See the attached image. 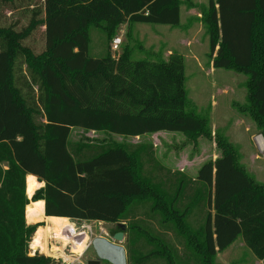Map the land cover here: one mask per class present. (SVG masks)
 <instances>
[{"label":"trees","instance_id":"1","mask_svg":"<svg viewBox=\"0 0 264 264\" xmlns=\"http://www.w3.org/2000/svg\"><path fill=\"white\" fill-rule=\"evenodd\" d=\"M43 5V21L32 17L19 31L0 28V264H60L30 254L31 239L43 224L27 225L25 214L41 213L43 203L46 217L113 224L118 232L125 224L127 264L152 259L218 264L217 252L238 237L264 263V186L249 177L224 139L218 138L221 156L205 162L193 180L162 166L152 145L110 137L158 132L181 133L190 141L210 137L207 119L188 109L181 55L159 62L132 61L127 51L118 58L89 55L91 27L108 39L124 24L175 27L180 0H43ZM204 21L212 66L247 76L243 110L264 140V0H208ZM38 25L45 28V47L34 55L23 41ZM19 57L37 83L39 111L16 85ZM72 128L106 138L71 143ZM27 175L36 177L33 193L31 178L25 185ZM148 216L172 227L188 254L178 257L163 239L148 234L139 219ZM143 240L155 249L144 253L137 246Z\"/></svg>","mask_w":264,"mask_h":264},{"label":"rangeland","instance_id":"2","mask_svg":"<svg viewBox=\"0 0 264 264\" xmlns=\"http://www.w3.org/2000/svg\"><path fill=\"white\" fill-rule=\"evenodd\" d=\"M207 6L208 0H180V24L178 26L139 23L130 26L121 25L115 29L110 39L99 27H91L89 45L91 57L100 58L110 53L113 58H118L127 51L132 61L159 62L166 61L171 54L181 55L184 62V87L188 109L206 118L210 130V137L202 135L195 141H190L181 133L176 132H158L155 135L147 134L139 137L111 134L110 137L118 143L153 145L154 157L160 161L159 163L170 170H180L193 180H196L197 172L205 162L214 161L221 156L222 150L218 147V138H222L234 148L238 164L249 177L255 183L264 186V140L255 120L249 112L243 110L248 104L247 76L241 72L215 69L212 66L207 26L204 21V11ZM32 17L37 21H43V0H15L9 5L0 4V28L12 27L19 31L28 25ZM44 29L42 25H38L32 35L23 41V45L29 47L34 55H39L44 51ZM121 32L123 33L122 42L118 52L114 54L111 52V42ZM15 64L17 87L25 96L27 104L39 111L41 105L38 100L37 83L31 80L29 69L22 57H19ZM35 120L37 123L44 121L38 112ZM104 138L106 135L101 132H85L81 128H72L68 140L71 143L100 142ZM29 191H31L30 188ZM28 199L31 200V198ZM34 217V215H28V221H34ZM28 221L25 218L27 225L42 223L41 228L43 229L47 225L46 219L38 222ZM57 223L67 226V229L58 235L55 234V230H51L54 235L44 233L40 239L42 241L39 248L32 247V238L29 245L31 255L38 252L57 260L58 257L48 255L50 253L48 251L61 245L59 249H55L58 254L81 255L84 263V259L96 258L91 246L94 238H105L126 249L124 238L120 244L113 240L114 234L118 232L113 224L72 220ZM68 226H73L77 231L81 230L82 226H88L89 231L85 230V236L82 233L75 239L77 243H71L68 239L70 236ZM65 236L67 240L63 238ZM242 243V238L238 237L227 248V252L223 254L220 261L228 264L241 258L243 260L241 264H254L252 252L242 246ZM153 263L166 264L157 259L153 260Z\"/></svg>","mask_w":264,"mask_h":264},{"label":"crops","instance_id":"3","mask_svg":"<svg viewBox=\"0 0 264 264\" xmlns=\"http://www.w3.org/2000/svg\"><path fill=\"white\" fill-rule=\"evenodd\" d=\"M124 25H126V24H124ZM89 132H92V131H89ZM68 141H70V140H68ZM153 146V145H152ZM156 160H157V158H156ZM158 161V160H157ZM158 162H160V161H158ZM161 164V163H160ZM162 165V164H161ZM162 166H164L165 167V165H162ZM172 171H175V170H172ZM177 171V170H176ZM180 171V170H179ZM34 177V176H33ZM31 175H27L26 176V178H25V185H26V180H27V178H31L32 179V184H33V187L31 188L30 187V189L32 190V193H33V190L35 189V182H34V178H36V177H34L33 178ZM44 185H42V187H43ZM26 196H27V194H26ZM32 196V195H31ZM31 196L30 197H28V198H31ZM42 202V201H41ZM31 203H33V202H31ZM41 208H42V211H41V213H40V211H35V213H29V214H25V218H26V221H28V215H34L35 217V220L34 221H28V222H38V221H42V220H44V219H46V223H47V225L45 226L46 228H41V227H39L38 229H42V233H43V235H44V233H46V234H53V232L51 231V230H55L54 232H56L55 234L56 235H58V234H60L61 233V231H63L64 229H67V226H61V225H59L57 222H66V221H68L69 219H60V218H53V217H46L45 215H44V209H43V207H44V203H43V207L42 206H40ZM34 212V211H33ZM25 213H26V211H25ZM140 220H143V222L145 223V225H146V228H147V230H148V234H151V235H153V236H155V237H158V238H161V239H163L164 240V242H166L169 246H171L172 248H173V250H175V254L179 257V256H186V254H188V251H187V249H186V247H185V242H184V239L182 238V237H180L179 235H177L174 231H173V229H172V227L170 228V227H166V226H162L161 225V223H160V220L157 218V217H153V216H148V217H145V218H139ZM71 221V220H70ZM72 221H76V220H72ZM78 222H83V221H78ZM97 223H103V222H97ZM29 224V223H28ZM32 224V223H31ZM107 224V223H106ZM108 225H111V224H108ZM51 228V229H50ZM38 229L36 230V232L38 231ZM35 232V233H36ZM34 233V234H35ZM42 235V236H43ZM54 235V234H53ZM141 237H143V235L141 236ZM63 238H65L66 239V236L65 237H63ZM124 239H126V235H124ZM67 240V239H66ZM42 241V240H41ZM41 241H40V243H41ZM243 242V241H242ZM243 245L242 246H245L244 245V242L242 243ZM63 245H66V243H63ZM137 246L139 247V248H141V250L144 252V253H148L149 251H151L152 249L154 250L155 249V246H154V244H148V243H146L144 240L143 241H140L139 242V244H137ZM60 247H61V245H60ZM60 247H58V248H54V249H50L48 252H50V253H48V255H51L52 254V256L54 255V256H57L59 259L60 258H62V257H65L66 256V254L64 255V254H58V252H57V250H55V249H59ZM230 247V246H229ZM246 247V246H245ZM228 248V247H227ZM227 248L225 249V250H223V251H221V252H217V254H216V263H218V264H227L225 261H220L221 260V258H222V256H223V254H225V252H227L226 250H227ZM247 248V247H246ZM40 249H42V247L40 248ZM126 250V249H125ZM36 251V250H35ZM47 254V253H46ZM64 255V256H63ZM55 258V257H54ZM58 258H56L57 260H58ZM253 259L252 260H254V264H264L263 263V261H261V260H258V259H256L255 257H254V255H253V257H252ZM93 259H96V258H88V259H84L85 261H84V263L83 264H86L87 263V261H89V260H93ZM153 260L154 259H152V261H150L149 263L150 264H154L153 263ZM157 260H159V259H157ZM83 262V261H82ZM241 263H243V260L241 259V258H239V259H237L235 262H229L228 264H241Z\"/></svg>","mask_w":264,"mask_h":264},{"label":"water","instance_id":"4","mask_svg":"<svg viewBox=\"0 0 264 264\" xmlns=\"http://www.w3.org/2000/svg\"><path fill=\"white\" fill-rule=\"evenodd\" d=\"M121 231L113 236V240L122 243L124 238L123 230L125 224H119ZM91 246L96 254V259L87 261L86 264H127L124 247L109 242L105 238H94Z\"/></svg>","mask_w":264,"mask_h":264},{"label":"built area","instance_id":"5","mask_svg":"<svg viewBox=\"0 0 264 264\" xmlns=\"http://www.w3.org/2000/svg\"><path fill=\"white\" fill-rule=\"evenodd\" d=\"M123 32V31H122ZM120 33L118 36L114 37V39L111 42V52L112 53H117L119 50V46L121 45L122 42V35L123 33ZM88 228V229H87ZM89 231V227L88 226H82L81 230L77 231L76 228H74V232H75V239H77L78 237H80L83 233V236L86 235V231ZM58 261L60 262V264H83L82 259H81V255H66L65 257H62L60 259H58Z\"/></svg>","mask_w":264,"mask_h":264},{"label":"bare ground","instance_id":"6","mask_svg":"<svg viewBox=\"0 0 264 264\" xmlns=\"http://www.w3.org/2000/svg\"><path fill=\"white\" fill-rule=\"evenodd\" d=\"M31 217H29L30 219ZM68 231L70 233V236H68V239L71 243H74L76 242L75 240V232H74V228L73 226H68ZM43 233H42V229H38V231L33 235V239H32V247L33 248H39L41 245H40V239L42 237ZM82 240V239H81ZM80 242V241H79ZM77 243V242H76Z\"/></svg>","mask_w":264,"mask_h":264}]
</instances>
